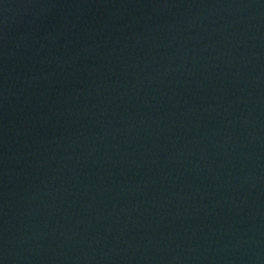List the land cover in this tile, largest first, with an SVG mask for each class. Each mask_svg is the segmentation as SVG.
Masks as SVG:
<instances>
[{"label": "water", "instance_id": "obj_1", "mask_svg": "<svg viewBox=\"0 0 264 264\" xmlns=\"http://www.w3.org/2000/svg\"><path fill=\"white\" fill-rule=\"evenodd\" d=\"M150 264H264V22L217 108Z\"/></svg>", "mask_w": 264, "mask_h": 264}]
</instances>
